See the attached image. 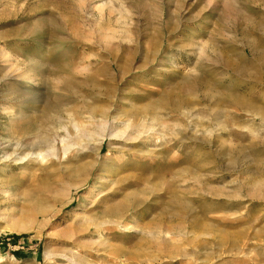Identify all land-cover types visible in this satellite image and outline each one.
<instances>
[{
	"label": "rangeland",
	"instance_id": "rangeland-1",
	"mask_svg": "<svg viewBox=\"0 0 264 264\" xmlns=\"http://www.w3.org/2000/svg\"><path fill=\"white\" fill-rule=\"evenodd\" d=\"M249 41L264 0H0V264H264ZM6 172L32 201L4 198Z\"/></svg>",
	"mask_w": 264,
	"mask_h": 264
},
{
	"label": "bare ground",
	"instance_id": "bare-ground-1",
	"mask_svg": "<svg viewBox=\"0 0 264 264\" xmlns=\"http://www.w3.org/2000/svg\"><path fill=\"white\" fill-rule=\"evenodd\" d=\"M233 9V8H232ZM222 10V9H221ZM218 21V19H217ZM216 45V44H215ZM214 45V46H215ZM217 47V46H216ZM191 53V52H190ZM218 54V53H217ZM244 55L245 57H249L250 55H255L258 57V61L262 64H264V60H263V57H264V52H263V49L260 48L258 46V44L256 45L255 42H248L247 44V47L244 49ZM231 62V61H230ZM163 60H161V62L159 63V68H163ZM66 67V66H65ZM63 68V67H62ZM17 69H14V71H16ZM166 71V70H165ZM203 75V74H202ZM13 76V75H12ZM16 76H18L16 74ZM259 76V75H258ZM261 78L264 79V71H263V75L261 76ZM19 81V80H18ZM196 82V80H194ZM193 81V82H194ZM33 83V79L31 77H27L26 80L23 82V86L20 88V95H18L19 97L21 96L22 100L21 101H25V97L27 96V94H29V91L32 90L31 87H29V85ZM260 83V82H259ZM264 83V82H263ZM262 83V84H263ZM214 85V84H213ZM191 88V87H190ZM190 104V103H189ZM237 109V108H236ZM254 116V115H253ZM106 125H105V124ZM99 126L101 128V130H105L108 126V123L107 122H104V121H101L99 123ZM115 128H110L108 126V132H109V136H116V132H115ZM105 135V134H104ZM51 137H59L58 133H54L53 135H51L50 137H45L44 139V144L45 146H50L53 142V140L55 139H51ZM42 139V140H43ZM38 143V142H37ZM36 143V144H37ZM40 143V142H39ZM39 145V144H38ZM54 143H52L51 147H49L50 149H47L46 152L38 149L39 146H36V148H29L28 146V143H23V142H19V143H16L14 144L13 148H12V153H8L9 155L7 156V158L10 159V165L8 166V168L10 169H23L26 171L25 169V164L26 162L25 161H28V160H42L43 159V156L45 154H48L50 153L52 150L54 151ZM7 146V145H6ZM8 148L11 149V146H7ZM35 147V145L33 146ZM28 150V151H27ZM48 156V155H47ZM39 163V162H38ZM10 169V170H11ZM22 170V171H23ZM5 171V170H4ZM21 171V170H20ZM24 172V171H23ZM25 173V172H24ZM4 183L6 184V192H5V195H4V198L5 199H8V201L10 200H13L11 203L14 204L16 201L20 200L21 198H23L24 196V199L26 198V200L28 201H32V197L33 195L29 192V191H25L24 192V189H23V184L25 182V179L24 178H18L16 176H14L13 173H9L6 172L4 174ZM14 187L15 189L12 190V191H9L7 190L8 188H12ZM8 214H10V212H8Z\"/></svg>",
	"mask_w": 264,
	"mask_h": 264
}]
</instances>
